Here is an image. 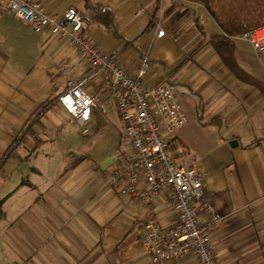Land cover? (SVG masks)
Instances as JSON below:
<instances>
[{
  "label": "crops",
  "instance_id": "1",
  "mask_svg": "<svg viewBox=\"0 0 264 264\" xmlns=\"http://www.w3.org/2000/svg\"><path fill=\"white\" fill-rule=\"evenodd\" d=\"M34 1L49 12L74 6L85 34L125 69L136 74L147 57L144 83L175 85L188 121L172 135L173 154L196 165L205 198L222 216L211 233L217 262L264 264V51L243 34L230 37L232 65L252 81L239 78L213 42L223 30L203 5L188 0ZM158 26L165 31L159 38ZM257 31L264 36V27ZM88 69L67 37L50 24L33 28L0 0V162H18L6 176L26 181L16 190L7 185L8 200L20 190V200L26 198L21 209L6 207L9 217L41 248L37 258L51 264H157L142 238L148 221L166 228L178 223L173 194L165 189L142 204L124 180L111 182L114 156L130 153L123 127L108 160L73 149L64 135L70 115L58 96ZM106 85L103 74L85 84L90 92ZM100 103L104 110H94L117 112L109 97ZM164 264L199 263L187 254Z\"/></svg>",
  "mask_w": 264,
  "mask_h": 264
},
{
  "label": "built area",
  "instance_id": "2",
  "mask_svg": "<svg viewBox=\"0 0 264 264\" xmlns=\"http://www.w3.org/2000/svg\"><path fill=\"white\" fill-rule=\"evenodd\" d=\"M7 6L35 29L50 24L52 32L67 37L89 66L81 79L67 81L66 89L58 96V102L70 115L68 123L77 121L82 133L88 134L93 110L100 106L103 109L101 99L109 97L114 101L123 124L124 144L130 147V153L126 159L114 156L111 182L124 180L128 193L142 204L151 203L165 189L173 194L178 223L166 228L148 221L143 249L154 255L157 264L187 254L195 255L199 264H218L211 233L222 216L205 198L196 165L180 163L173 154L172 135L188 121L175 85L167 80L145 84L147 57L142 59L136 74L125 69L114 55L85 34L82 14L74 6L61 13L49 12L34 0H7ZM164 34L158 26L156 37ZM243 35L255 51H264V36L257 29ZM100 74L106 77L107 85L90 92L85 84ZM201 215L204 220H200Z\"/></svg>",
  "mask_w": 264,
  "mask_h": 264
},
{
  "label": "rangeland",
  "instance_id": "3",
  "mask_svg": "<svg viewBox=\"0 0 264 264\" xmlns=\"http://www.w3.org/2000/svg\"><path fill=\"white\" fill-rule=\"evenodd\" d=\"M65 123L67 128L64 135H69L73 139V149H78L83 154L93 157L94 160L99 158L108 160L111 154L116 152L114 143L117 139L118 129L122 128L123 124L115 110L107 114L101 113L98 109L94 110L92 118L88 122L90 128L88 134H82V127L75 120L73 123ZM14 164L18 165V162L0 168V264H51L49 258H37L36 253L41 248L36 246L37 243L31 236H26V232L21 231L20 225L17 223L18 219L9 217V209L6 207L16 205L18 209H21L22 201L26 200V198L20 200L24 195V190H20L14 198L9 200L7 198L10 194L7 186L9 182H11L10 189L15 190L26 182L25 177H21L19 174L16 177L6 176L5 172L13 168ZM18 211L15 209L14 213ZM45 246L52 251L53 244L50 241L46 242ZM22 253H27L25 255L28 257L24 258Z\"/></svg>",
  "mask_w": 264,
  "mask_h": 264
},
{
  "label": "trees",
  "instance_id": "4",
  "mask_svg": "<svg viewBox=\"0 0 264 264\" xmlns=\"http://www.w3.org/2000/svg\"><path fill=\"white\" fill-rule=\"evenodd\" d=\"M203 5L219 24L224 35L213 38V42L225 64L239 78L251 80L232 65V42L230 37L252 32L264 27V0H188ZM102 11L97 10V13ZM104 12V11H103ZM252 81V80H251ZM0 162V168L2 166Z\"/></svg>",
  "mask_w": 264,
  "mask_h": 264
}]
</instances>
